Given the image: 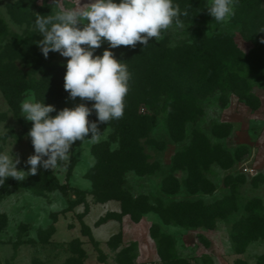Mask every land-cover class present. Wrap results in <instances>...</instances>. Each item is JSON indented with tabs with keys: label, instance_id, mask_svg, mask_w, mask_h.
I'll list each match as a JSON object with an SVG mask.
<instances>
[{
	"label": "rangeland",
	"instance_id": "rangeland-1",
	"mask_svg": "<svg viewBox=\"0 0 264 264\" xmlns=\"http://www.w3.org/2000/svg\"><path fill=\"white\" fill-rule=\"evenodd\" d=\"M80 2L89 0H0V67L13 64L30 85L21 102L44 101L41 74L25 53L44 64L67 59L43 56L35 15ZM206 6H183L189 15L150 39L159 45L154 54L144 45L130 49L128 59L141 68L133 71L153 77L140 91L143 79L131 76L120 119L99 123L93 112L89 120L104 133L98 142L76 141L53 169L0 185V264H264V0H239L222 22ZM198 40L197 49L186 48ZM106 49L102 41L95 54ZM197 63L207 66L201 81L192 78ZM44 103L55 116L94 102ZM23 115L0 86V150L12 149L17 170L27 172L34 147ZM124 120L143 157L122 156ZM100 143L106 150L96 156Z\"/></svg>",
	"mask_w": 264,
	"mask_h": 264
},
{
	"label": "clouds",
	"instance_id": "clouds-1",
	"mask_svg": "<svg viewBox=\"0 0 264 264\" xmlns=\"http://www.w3.org/2000/svg\"><path fill=\"white\" fill-rule=\"evenodd\" d=\"M239 0H210L208 14L216 22L235 15ZM174 0H89L78 8L57 11L55 15H35L34 25L43 39L38 42L43 56L57 52L67 59L64 89L69 98L94 102L91 107L80 103L74 108L56 112L54 106L45 105L32 95L21 102L20 109L26 121L32 122L27 133L34 147V154L26 161L27 172L17 170L20 164L10 152L0 150V185L8 178L23 181L36 175L39 168L53 169L58 162L70 158V149L76 141L98 142L103 134L98 123L89 120L95 112L99 123L120 119L124 114L125 97L129 91L131 74L127 63L118 61L112 51L96 55L102 41L109 47H147L151 38L158 40L162 31L181 16H188ZM258 32H264V27ZM143 34V35H142ZM264 43V40L261 41ZM91 133L90 139H85Z\"/></svg>",
	"mask_w": 264,
	"mask_h": 264
},
{
	"label": "trees",
	"instance_id": "trees-1",
	"mask_svg": "<svg viewBox=\"0 0 264 264\" xmlns=\"http://www.w3.org/2000/svg\"><path fill=\"white\" fill-rule=\"evenodd\" d=\"M189 1H193L194 7L197 5H200L201 3L205 6L208 3V0H174L176 4L179 5L180 9L183 10V6L187 5ZM118 3L119 0H116ZM22 7L21 3L18 2L10 7V10H18ZM6 33V26H4L3 21L0 19V35ZM201 41H196V43L193 46H187L186 48L189 49V51L197 49L200 46ZM136 46L141 47L140 43H137ZM150 51L149 53H155L159 45L155 41L149 40L148 45ZM132 50L131 46H118L117 48L112 49L111 51L114 54V57L121 62L127 63L128 71L130 72L131 76L138 75L139 79H143V81L140 83V91L144 88L143 86L146 85V80H149V78L153 77V72L151 70L146 69L145 72H138L137 74L134 72L135 69H133V65L139 62L137 60L131 61L129 58V52ZM133 56H137L135 54H132ZM41 55L39 54H33L25 53V56L23 60L27 62L29 65H35V68L39 69V73L41 74V79L39 80V84L37 85V90L40 92V96L44 98V101H55L57 104H63L65 99L69 97V93L65 91L64 89V75L66 73L65 64L67 62L66 60L62 62H50L47 64H44L41 62L42 60L39 58ZM148 59V58H147ZM151 59V57L149 58ZM145 60V59H144ZM175 60H172L171 63L168 64L167 68H171V64H173ZM132 65V66H131ZM138 66V65H137ZM170 66V67H169ZM138 68L141 70V68L138 66ZM194 71H193V79L200 80L201 78H204L207 70V66H205L203 63H197L194 65ZM134 70V71H133ZM146 79V80H144ZM25 77L23 74L16 68L13 64L5 65L0 67V86L2 88V91L4 93V96L7 98L11 108L14 110L16 115H21V109H20V103L22 99V94L26 91L31 89L30 85L26 84ZM127 102V101H126ZM128 103V102H127ZM127 106V105H126ZM125 106V107H126ZM125 123L122 126L121 129V154L123 157L131 158L133 156L139 155L140 157H143L141 155L142 153V146L139 143V135L137 133L135 134V131L133 127L129 124L128 121L124 120ZM106 150V143H100L95 146L94 151L96 156H100L102 152ZM98 175V170L95 171L92 178L95 180L96 176ZM128 195V194H127ZM128 198V196L125 199H122L125 203V200ZM137 204V201H134V205ZM127 206V204L125 205ZM210 211V210H208Z\"/></svg>",
	"mask_w": 264,
	"mask_h": 264
}]
</instances>
